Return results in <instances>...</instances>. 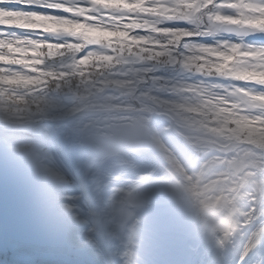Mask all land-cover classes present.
I'll list each match as a JSON object with an SVG mask.
<instances>
[{"label": "clouds", "instance_id": "obj_1", "mask_svg": "<svg viewBox=\"0 0 264 264\" xmlns=\"http://www.w3.org/2000/svg\"><path fill=\"white\" fill-rule=\"evenodd\" d=\"M84 8L0 38L6 238L26 264H264V0Z\"/></svg>", "mask_w": 264, "mask_h": 264}, {"label": "rangeland", "instance_id": "obj_2", "mask_svg": "<svg viewBox=\"0 0 264 264\" xmlns=\"http://www.w3.org/2000/svg\"><path fill=\"white\" fill-rule=\"evenodd\" d=\"M84 5L82 1L76 5L71 0H0V14L6 19L5 24L2 25L7 29L17 27L22 32H32L33 28L36 29L33 30L36 32L41 30L71 32L76 30L74 27H77L76 21L82 15ZM12 9L14 10L12 11ZM37 19H42L43 24L40 25L36 21ZM28 24L29 26H27ZM14 33L17 34L18 30H15ZM2 214L3 190L0 188V250L5 246H11L19 252L21 257L27 256L24 253L25 249L6 238L2 228Z\"/></svg>", "mask_w": 264, "mask_h": 264}, {"label": "trees", "instance_id": "obj_3", "mask_svg": "<svg viewBox=\"0 0 264 264\" xmlns=\"http://www.w3.org/2000/svg\"><path fill=\"white\" fill-rule=\"evenodd\" d=\"M57 1H59V0H57ZM71 1H72V3H74L76 5H79L81 3V1L84 2V4H85V0H71ZM84 11H85V8L83 10V13H84ZM35 15H37V14H35ZM5 20L6 19L3 17V15L0 14V38H3L5 36H8V35L14 33L11 30L12 28L7 29L6 26L2 25V24H5V22H4ZM13 20H14V18H13ZM36 21H38L40 23V25L43 24V20L42 19L41 20L37 19ZM14 22H16V21L14 20ZM1 29H4V30H1ZM15 29H17V27H14V31H15ZM76 30H78V28ZM29 31H31V30H29ZM35 33H37V32L36 31H32V32L18 31L17 34L32 35V34H35ZM52 46L53 45H50V47H52ZM24 253L27 256H22L21 257L19 255V252L16 249L12 248L11 246H5L4 248H2L0 250V264H26V260L33 259V258L38 260V261H43V260H47L48 259L46 254L43 253L42 251L27 250Z\"/></svg>", "mask_w": 264, "mask_h": 264}, {"label": "bare ground", "instance_id": "obj_4", "mask_svg": "<svg viewBox=\"0 0 264 264\" xmlns=\"http://www.w3.org/2000/svg\"><path fill=\"white\" fill-rule=\"evenodd\" d=\"M12 31H14V27H12V29H11ZM15 32V31H14Z\"/></svg>", "mask_w": 264, "mask_h": 264}, {"label": "snow or ice", "instance_id": "obj_5", "mask_svg": "<svg viewBox=\"0 0 264 264\" xmlns=\"http://www.w3.org/2000/svg\"><path fill=\"white\" fill-rule=\"evenodd\" d=\"M41 11H43V10H41Z\"/></svg>", "mask_w": 264, "mask_h": 264}]
</instances>
